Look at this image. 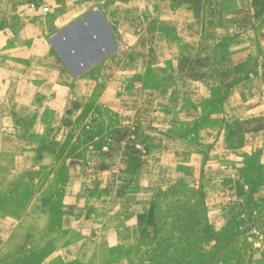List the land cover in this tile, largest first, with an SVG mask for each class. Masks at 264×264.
I'll list each match as a JSON object with an SVG mask.
<instances>
[{
  "label": "rangeland",
  "instance_id": "374dc122",
  "mask_svg": "<svg viewBox=\"0 0 264 264\" xmlns=\"http://www.w3.org/2000/svg\"><path fill=\"white\" fill-rule=\"evenodd\" d=\"M100 1L0 0V25L21 21L8 5L48 8L60 59L53 38L89 13L139 27L61 91L55 59L0 44V264H264V38L243 43L260 28L160 27L123 12L143 1Z\"/></svg>",
  "mask_w": 264,
  "mask_h": 264
},
{
  "label": "crops",
  "instance_id": "0c3cea01",
  "mask_svg": "<svg viewBox=\"0 0 264 264\" xmlns=\"http://www.w3.org/2000/svg\"><path fill=\"white\" fill-rule=\"evenodd\" d=\"M7 1L11 2V0ZM142 1L147 5L144 9L136 8L135 1L133 3L135 6L133 8H128V10L126 5H124L123 12L129 15L132 14V17H136L137 13L140 15L144 14L147 19L156 20L160 27L172 28H193L198 26L203 28L233 29L237 27L238 22L243 23L244 19L252 18V22H249L248 19L250 24L247 25L245 23L244 27H259L261 30V33H259L260 36H250V34H248L243 37V43L253 44L257 42V37L261 39L264 38V8H257V0H195V2H192V0H140V2ZM102 2L103 0L100 1V4H102ZM194 3L197 4V7L194 6ZM44 8L41 6H33V8L28 7L24 9L22 6L8 5L7 10H2L1 12L6 11L8 14L17 12L20 14L19 19H21V21L17 20L15 22V20L12 21L8 19L9 22L6 25H0V44L15 45L18 38H20L24 46L36 45V47H39L37 50H35V48L28 53L18 55V57L23 58L24 61H30L32 59L49 61L50 58L52 61L55 59V68L52 69L50 73L53 79L52 82H49L51 86L52 83L54 84L55 82V91L67 89L71 86L70 83L73 80L84 76L100 63L118 55L120 48L119 44L126 43V39L128 35H130L127 30H129V28H139L137 25L131 26L130 21L134 22V20L127 21L129 18L126 20L117 19V17L114 16L115 14L110 10H108V13H102L112 28V40L115 48L100 61L85 68L80 73L73 74L66 66L63 59H60L56 53L53 54L48 46V39L44 32L52 28H57L58 22L55 18L46 17ZM26 12L31 14V19L28 22L24 21V16L22 15ZM209 13L212 14V19ZM255 13L258 14L256 17L253 16ZM210 21L213 23L211 24ZM0 23H2V21H0ZM189 23H193L195 26ZM21 28L22 30H20ZM5 32L8 34V40L2 39V33ZM19 35L23 36L19 37ZM228 39L229 43H240L242 36L230 33ZM29 49H31V47ZM16 57V53L9 55V59L11 60ZM261 75L263 77L262 80H264V73H261ZM66 80L69 82V85ZM35 84V89H38L39 92L48 90L49 85L47 86L43 81L35 82ZM52 89H54V86H52Z\"/></svg>",
  "mask_w": 264,
  "mask_h": 264
},
{
  "label": "water",
  "instance_id": "95a60500",
  "mask_svg": "<svg viewBox=\"0 0 264 264\" xmlns=\"http://www.w3.org/2000/svg\"><path fill=\"white\" fill-rule=\"evenodd\" d=\"M53 42L73 74L100 61L115 48L111 28L97 13H89L67 26Z\"/></svg>",
  "mask_w": 264,
  "mask_h": 264
},
{
  "label": "built area",
  "instance_id": "2783aa9c",
  "mask_svg": "<svg viewBox=\"0 0 264 264\" xmlns=\"http://www.w3.org/2000/svg\"><path fill=\"white\" fill-rule=\"evenodd\" d=\"M47 10V8H44V11H46Z\"/></svg>",
  "mask_w": 264,
  "mask_h": 264
}]
</instances>
